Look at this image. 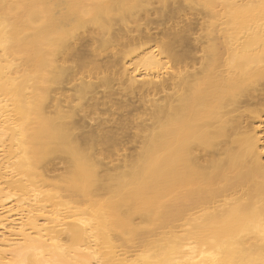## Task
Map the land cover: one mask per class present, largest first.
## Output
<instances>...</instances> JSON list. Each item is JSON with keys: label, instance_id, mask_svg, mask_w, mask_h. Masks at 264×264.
Segmentation results:
<instances>
[{"label": "bare ground", "instance_id": "bare-ground-1", "mask_svg": "<svg viewBox=\"0 0 264 264\" xmlns=\"http://www.w3.org/2000/svg\"><path fill=\"white\" fill-rule=\"evenodd\" d=\"M259 4L0 0V264H264Z\"/></svg>", "mask_w": 264, "mask_h": 264}, {"label": "snow or ice", "instance_id": "snow-or-ice-1", "mask_svg": "<svg viewBox=\"0 0 264 264\" xmlns=\"http://www.w3.org/2000/svg\"><path fill=\"white\" fill-rule=\"evenodd\" d=\"M204 8L208 9L209 11L212 10V5L211 4H203L202 5ZM120 7H123V5H120ZM249 7H253V5H249ZM259 9L261 11V15L264 16V0H260V4H259ZM112 14L109 13V16H111ZM213 23H215V21H213ZM97 27H100L99 24H97ZM209 31H211V27L209 28ZM149 48H152V45H147V46H144L143 44L141 45H138L135 49V54H133V49L129 48L127 49V52H128V55L131 59H136L138 56H142L143 55V52H147L149 50ZM114 51H118V49H114ZM164 51V46L163 45H160V46H157L156 48H154V50L149 54V56L147 57H144L143 60H141L139 62L138 65H133L132 67H135L136 71L135 73L133 74L134 77L136 78V82H140L141 78L144 77V73H143V68H142V65H146L148 63H151L152 62V58L153 57H160V59L162 60V55L161 53ZM132 67H129L126 69V71H132ZM158 71V69H153V74H155V72ZM144 82L147 83V78H144ZM143 117H137V119H142ZM85 156V159L81 162H86L88 164H92L94 163L95 161H92V160H88L87 159V154H84ZM264 234V233H262Z\"/></svg>", "mask_w": 264, "mask_h": 264}, {"label": "rangeland", "instance_id": "rangeland-1", "mask_svg": "<svg viewBox=\"0 0 264 264\" xmlns=\"http://www.w3.org/2000/svg\"><path fill=\"white\" fill-rule=\"evenodd\" d=\"M260 107H261V106H260ZM59 167H62V166L59 164V165H58V168H59ZM59 169H60V168H59Z\"/></svg>", "mask_w": 264, "mask_h": 264}]
</instances>
